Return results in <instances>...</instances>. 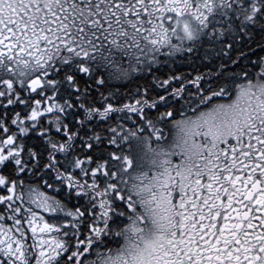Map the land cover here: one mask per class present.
Here are the masks:
<instances>
[{"label": "snow or ice", "instance_id": "6c2138e0", "mask_svg": "<svg viewBox=\"0 0 264 264\" xmlns=\"http://www.w3.org/2000/svg\"><path fill=\"white\" fill-rule=\"evenodd\" d=\"M0 264H264V0H0Z\"/></svg>", "mask_w": 264, "mask_h": 264}]
</instances>
